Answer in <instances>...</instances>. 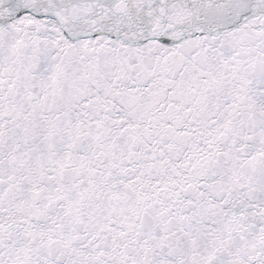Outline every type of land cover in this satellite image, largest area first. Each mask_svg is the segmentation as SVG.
<instances>
[{"label":"snow or ice","instance_id":"6c2138e0","mask_svg":"<svg viewBox=\"0 0 264 264\" xmlns=\"http://www.w3.org/2000/svg\"><path fill=\"white\" fill-rule=\"evenodd\" d=\"M0 264H264V0H0Z\"/></svg>","mask_w":264,"mask_h":264}]
</instances>
